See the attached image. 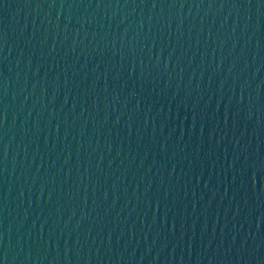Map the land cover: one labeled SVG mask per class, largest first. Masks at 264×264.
Returning a JSON list of instances; mask_svg holds the SVG:
<instances>
[{"label": "water", "instance_id": "obj_1", "mask_svg": "<svg viewBox=\"0 0 264 264\" xmlns=\"http://www.w3.org/2000/svg\"><path fill=\"white\" fill-rule=\"evenodd\" d=\"M3 264H264V0H0Z\"/></svg>", "mask_w": 264, "mask_h": 264}, {"label": "snow or ice", "instance_id": "obj_2", "mask_svg": "<svg viewBox=\"0 0 264 264\" xmlns=\"http://www.w3.org/2000/svg\"><path fill=\"white\" fill-rule=\"evenodd\" d=\"M0 264H3V261L2 260H0Z\"/></svg>", "mask_w": 264, "mask_h": 264}]
</instances>
